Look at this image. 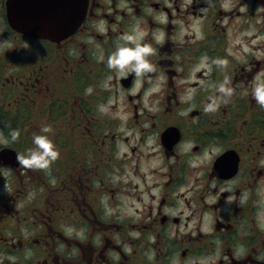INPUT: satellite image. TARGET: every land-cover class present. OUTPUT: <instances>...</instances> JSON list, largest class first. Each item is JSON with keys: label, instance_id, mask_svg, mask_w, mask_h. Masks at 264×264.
Returning a JSON list of instances; mask_svg holds the SVG:
<instances>
[{"label": "flooded vegetation", "instance_id": "af4514ba", "mask_svg": "<svg viewBox=\"0 0 264 264\" xmlns=\"http://www.w3.org/2000/svg\"><path fill=\"white\" fill-rule=\"evenodd\" d=\"M134 26L139 84L108 67ZM261 74L264 0H0V264H264ZM44 126L59 157L26 168Z\"/></svg>", "mask_w": 264, "mask_h": 264}, {"label": "clouds", "instance_id": "9594fccd", "mask_svg": "<svg viewBox=\"0 0 264 264\" xmlns=\"http://www.w3.org/2000/svg\"><path fill=\"white\" fill-rule=\"evenodd\" d=\"M145 32L134 26L133 29L123 34L118 38L114 50L108 57V67L114 69L119 75L125 76L134 74L139 84L140 78L147 73L156 71V64H154L149 57L154 54L155 49L149 43H142ZM156 40H163V33L156 36ZM207 60V57L204 58ZM214 63L220 66H226V61L216 60ZM217 91L221 94L224 102L227 98L232 97L235 89L231 86V80L225 76L217 86ZM91 93L92 89H87ZM252 97L255 102L261 107H264V74L256 75L252 82ZM220 99L209 97L210 102L205 105L206 112L215 111L219 105ZM103 107V106H101ZM51 131L49 126H44L39 134L34 133L32 136V147L25 149L24 154L18 159L19 164L24 165L29 169H43L50 170L51 164L59 157V150L54 140L47 135ZM11 141H15L19 137V131L13 129L10 132ZM3 142L8 143L9 137H2ZM55 183V179L51 181ZM243 202V201H242Z\"/></svg>", "mask_w": 264, "mask_h": 264}, {"label": "water", "instance_id": "95a60500", "mask_svg": "<svg viewBox=\"0 0 264 264\" xmlns=\"http://www.w3.org/2000/svg\"><path fill=\"white\" fill-rule=\"evenodd\" d=\"M8 20L9 23L11 25L12 28H14L15 30H18L22 33H24L25 35L29 36V37H43V38H49V39H54L55 37L57 39H61L62 37H66L67 35H69L71 33V31L69 32H53V31H31V24L30 22V17L28 16H22L21 19L17 18L16 15H14L13 11H9L8 13ZM18 20V22H17ZM27 22V23H25Z\"/></svg>", "mask_w": 264, "mask_h": 264}]
</instances>
